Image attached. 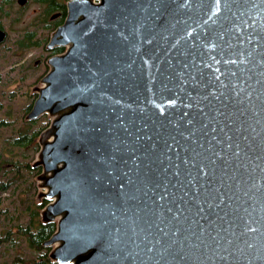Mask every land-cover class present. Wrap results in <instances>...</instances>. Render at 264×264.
Returning <instances> with one entry per match:
<instances>
[{
	"label": "water",
	"instance_id": "1",
	"mask_svg": "<svg viewBox=\"0 0 264 264\" xmlns=\"http://www.w3.org/2000/svg\"><path fill=\"white\" fill-rule=\"evenodd\" d=\"M67 7L25 115L50 257L264 264V0Z\"/></svg>",
	"mask_w": 264,
	"mask_h": 264
},
{
	"label": "trees",
	"instance_id": "2",
	"mask_svg": "<svg viewBox=\"0 0 264 264\" xmlns=\"http://www.w3.org/2000/svg\"><path fill=\"white\" fill-rule=\"evenodd\" d=\"M35 94V92L32 95L27 94L28 102L23 106L21 115L25 119V127L19 126L16 135H11V140H8L7 137L3 139L0 147L9 149L18 147L22 149L30 145L31 149L36 151L35 154L37 156L40 145L35 138L48 125L49 117H47L48 121L40 124L37 128H34V122L41 116H47L45 113L35 119H27L25 117L32 105ZM12 96L14 94L10 97ZM1 110L2 107H0ZM8 123L11 122L0 119V126L9 125ZM24 157V151H21V153L12 151L7 158L0 160V169L2 170L0 174V216L6 215L9 211V202L1 195V192L9 189L11 190L10 194L18 189L24 193L18 192L17 194L19 204L16 206L18 210L16 217L20 219L21 216H25L18 222H13V225L16 226L15 229L11 228L12 226L10 225L0 230V246L7 243V241L12 243L10 245H15L18 240L24 242L21 243L20 252L11 261H5L3 264H59L49 255L52 246L44 244L45 240L56 230V220L44 221L41 215V210L49 202V199L44 196H41L40 200L34 198L36 194L38 196L40 191L38 193L35 192L36 186L39 187V180L35 176L40 173L41 165L34 163L36 158L31 162L24 160ZM25 175L30 176L29 179ZM24 182L27 183L23 186Z\"/></svg>",
	"mask_w": 264,
	"mask_h": 264
},
{
	"label": "rangeland",
	"instance_id": "3",
	"mask_svg": "<svg viewBox=\"0 0 264 264\" xmlns=\"http://www.w3.org/2000/svg\"><path fill=\"white\" fill-rule=\"evenodd\" d=\"M32 51L33 54H36L35 56H37L38 54H42V50L38 48ZM29 56V52L25 54H19V56H17L12 52L11 47L0 45V107H2V110L0 111V119H5L6 122H11L8 123L9 125L0 126V144L1 141L6 137L8 138V140H11V135H16L19 126L22 125L21 127H25V119L21 114L24 104L28 102L27 94L32 95V93H36V87L42 84L39 76L41 74V71L44 70V66L43 64H34L33 57L29 58ZM10 94H14V96L10 97ZM36 95L37 93L35 94V97ZM45 114L47 116H41V114V117L38 116L40 118L37 117V121L34 122V128H37L40 124L48 121L47 117H49L50 121L51 116L47 113ZM38 138L39 136L35 138L37 142ZM12 151H16L17 153H21V151H24V160L26 161L32 162L35 158H37L35 154L36 151L32 150L29 145L22 149L18 147H11V149L0 147V160L7 158L9 153ZM1 172L2 170L0 169V174ZM25 176H27V179H29L30 177H28V175ZM37 176L38 175H36L35 177L37 178ZM26 183L27 182H24L23 186ZM39 190L40 187L36 186L35 192L38 193ZM10 191L11 190L9 189L8 191L1 192V195L5 197V200L9 202V211L6 215L0 216V230L10 225L12 226L11 228L15 229L16 226L13 225V222L16 223L23 217H25L21 216L20 219L16 217L18 214L16 206L17 204H19V197L17 196L18 192H20L19 189L13 191L12 194H10ZM20 193L24 194L22 191ZM36 195L34 197L36 200H40L42 198L41 196H39V193V197ZM18 241L15 245H10L12 243L7 241V243H4L0 246V264H3L5 261H11L12 258L20 252L21 243L24 242L22 240Z\"/></svg>",
	"mask_w": 264,
	"mask_h": 264
},
{
	"label": "flooded vegetation",
	"instance_id": "4",
	"mask_svg": "<svg viewBox=\"0 0 264 264\" xmlns=\"http://www.w3.org/2000/svg\"><path fill=\"white\" fill-rule=\"evenodd\" d=\"M68 1L0 0V30L3 31L0 45L11 47L17 56L29 52V58L33 57L34 64H43L40 81L49 69L48 58L65 49L62 44H48L51 33L67 16ZM37 48L42 50V54L35 56L32 50Z\"/></svg>",
	"mask_w": 264,
	"mask_h": 264
}]
</instances>
